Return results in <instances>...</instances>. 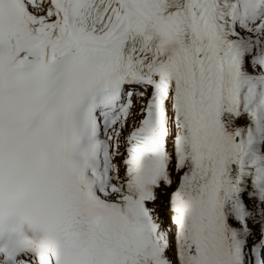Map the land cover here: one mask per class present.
I'll use <instances>...</instances> for the list:
<instances>
[{
    "label": "snow or ice",
    "instance_id": "1",
    "mask_svg": "<svg viewBox=\"0 0 264 264\" xmlns=\"http://www.w3.org/2000/svg\"><path fill=\"white\" fill-rule=\"evenodd\" d=\"M0 264H264V0H0Z\"/></svg>",
    "mask_w": 264,
    "mask_h": 264
}]
</instances>
